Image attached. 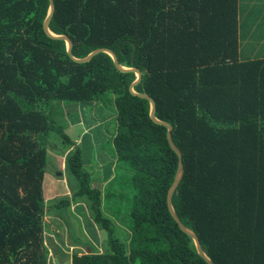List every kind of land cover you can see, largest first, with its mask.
Wrapping results in <instances>:
<instances>
[{
	"label": "trees",
	"instance_id": "1",
	"mask_svg": "<svg viewBox=\"0 0 264 264\" xmlns=\"http://www.w3.org/2000/svg\"><path fill=\"white\" fill-rule=\"evenodd\" d=\"M53 2L49 30L70 39L74 58L107 49L141 72L134 92L155 102L182 155L173 210L205 255L264 264V59L240 60L238 0ZM48 12V0H0V264H49L45 217L72 202L106 240L102 253L79 242L89 253L76 251L70 264H207L167 208L178 158L149 102L129 92L136 75L105 53L72 61L66 43L43 31ZM106 102L115 162L103 191L55 111ZM56 149L71 151L63 164L73 194L53 208L43 182Z\"/></svg>",
	"mask_w": 264,
	"mask_h": 264
},
{
	"label": "rangeland",
	"instance_id": "2",
	"mask_svg": "<svg viewBox=\"0 0 264 264\" xmlns=\"http://www.w3.org/2000/svg\"><path fill=\"white\" fill-rule=\"evenodd\" d=\"M238 15L241 21L240 24L246 22V24L248 23L247 26H250L252 22L258 21L260 25L255 35H262L264 29V0H242ZM242 59L248 61L251 58L243 57ZM55 112L59 114L55 117L57 123L61 121V117L63 118L61 125L66 124L65 132L73 139L79 138L75 141L82 149L85 171L91 175L92 184L99 181L104 191L107 187L106 182L109 180L107 178H109L115 162L110 149L111 137L116 131L114 105L110 106V102H106L105 106L101 103L85 106L73 103L62 104L59 109L56 108ZM83 121L86 122V125L91 124V126L89 125L91 128H86V125H84L85 127L82 126L81 122ZM84 129H87V132ZM83 133L87 134L84 135ZM59 153H61L60 149L51 150V165L46 171L43 182L44 196L47 198L46 203L48 207L51 205L53 208L56 207L55 203L58 201L66 198L71 200L73 194L71 179L65 176L63 164L65 156L68 153L70 154L71 151L63 157ZM114 170L116 172L115 167ZM59 171L60 173H58ZM117 171L121 172V176H128V178L130 176L129 173L125 172L124 166ZM110 187L112 188V185ZM74 188L76 189L77 185ZM76 208L79 209L72 202L69 208L66 207L58 211L60 215L54 213L45 217V223L48 225L45 242L50 251L48 255L49 264H70L71 255L76 251L80 252L79 255L89 253L79 242L90 241L99 253L104 251L106 239L104 237V240H102L99 228L91 222V219L86 220L85 215L90 217L89 212L86 211V214L84 212L80 213ZM123 209L124 207L120 208V210ZM74 212L78 213V216ZM116 215H118V212ZM115 222L119 230L124 229V225L120 226L117 221ZM123 229L120 231V235H123ZM92 234L97 237V242ZM55 249L57 250L56 253L54 252ZM134 264L139 263L135 262Z\"/></svg>",
	"mask_w": 264,
	"mask_h": 264
},
{
	"label": "water",
	"instance_id": "3",
	"mask_svg": "<svg viewBox=\"0 0 264 264\" xmlns=\"http://www.w3.org/2000/svg\"><path fill=\"white\" fill-rule=\"evenodd\" d=\"M48 2H49V12H48V15H47V17L44 20L43 25H42L43 26V31L51 39L62 40V41H64L66 43V46H67V55H68V57L72 61H74L75 63H78V64H83V63L89 62L94 56H96V55H98L100 53H105V54H108L111 57V59L113 61V64H114V67H115L116 70H118L120 72H132V73H134L136 75V80L130 85L129 92L132 95L137 96V97L142 98V99H146L149 102V104H150V113H149V116H150L151 121L154 124L163 126V127H165L167 129V134H166L167 142H168L171 150L175 153V155L178 158V166H177V170H176L175 177H174V180H173V184H172V186L170 187V189H169V191L167 193V199H166L167 208L169 210V213H170L171 217L173 218V220L175 221V223L177 224V226L179 227V229L193 240L198 255L207 264H213L212 261L203 252L197 236L194 233H192L190 230H188L181 223V221L179 220V218L177 217L176 213L173 210L172 203H171L172 196L175 193V191H176V189H177V187H178V185H179V183H180V181L182 179V176H183L182 155H181V152L177 149V147L173 143L172 135H171L172 127L168 123L162 122V121L158 120L155 117V113H156V105H155V102L148 95H146V94H138V93H135L134 92V87L137 86L140 83V81H141V78H142L141 72L138 69H135V68L128 69V68L122 67L119 64L116 55L112 51L107 50V49H98V50H95V51H93L91 54H89L84 59H76V58H74L72 56V52H71L72 45L73 44L70 41V39L68 37H66V36H56V35H53L50 32V30H49V24H50V21H51V19L53 17L55 7H54L53 0H48ZM132 61H133V57H132Z\"/></svg>",
	"mask_w": 264,
	"mask_h": 264
},
{
	"label": "crops",
	"instance_id": "4",
	"mask_svg": "<svg viewBox=\"0 0 264 264\" xmlns=\"http://www.w3.org/2000/svg\"><path fill=\"white\" fill-rule=\"evenodd\" d=\"M240 6H242V0H238V10L240 9ZM240 22L241 21L239 19V15H238V35H239L240 60L241 61H247V60H243L242 59L243 57L251 58L252 60L264 59V29L262 30V35L256 36L255 35L256 31L258 30V27L260 25L258 23V21L252 22L250 26H247L248 23L246 24V22H244L243 24H240ZM248 61H249V59H248ZM94 104L96 105V103H94ZM81 125L82 126L86 125V122L85 121L81 122ZM89 125L91 126V124H87L86 128H91ZM86 130L87 129H84V131H86ZM86 134H84V135H86ZM75 206L78 207V206H84V205H83V203H81V204L79 203V204H75ZM86 211L87 210L84 207V214ZM74 213L76 214V216H78V213H76V212H74Z\"/></svg>",
	"mask_w": 264,
	"mask_h": 264
}]
</instances>
